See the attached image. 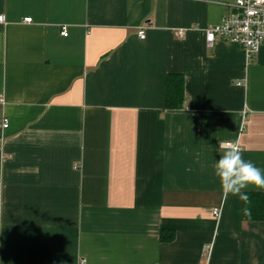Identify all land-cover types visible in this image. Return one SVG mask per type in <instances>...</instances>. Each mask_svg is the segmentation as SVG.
I'll use <instances>...</instances> for the list:
<instances>
[{
	"label": "crops",
	"instance_id": "1",
	"mask_svg": "<svg viewBox=\"0 0 264 264\" xmlns=\"http://www.w3.org/2000/svg\"><path fill=\"white\" fill-rule=\"evenodd\" d=\"M233 1L0 0V264H264L213 167L264 169V42L205 36Z\"/></svg>",
	"mask_w": 264,
	"mask_h": 264
},
{
	"label": "built area",
	"instance_id": "2",
	"mask_svg": "<svg viewBox=\"0 0 264 264\" xmlns=\"http://www.w3.org/2000/svg\"><path fill=\"white\" fill-rule=\"evenodd\" d=\"M4 21V15H1L0 22ZM25 21L31 22L32 18L28 17ZM61 34L68 36L66 26L61 27ZM139 35L144 38L145 30L141 29ZM205 36L209 46H213L219 39L241 44L246 60L250 61L258 54L264 42V0H234L229 4L228 14L219 23L205 29ZM8 125L5 119L3 127L7 128ZM221 210V207L214 208V215L219 218Z\"/></svg>",
	"mask_w": 264,
	"mask_h": 264
},
{
	"label": "clouds",
	"instance_id": "3",
	"mask_svg": "<svg viewBox=\"0 0 264 264\" xmlns=\"http://www.w3.org/2000/svg\"><path fill=\"white\" fill-rule=\"evenodd\" d=\"M222 154L214 164V175L219 179L222 197L236 196L245 204L250 203V197L245 189L254 186L264 190V169L257 167L252 161L243 158L238 142H225L221 145ZM250 215L248 208L244 209Z\"/></svg>",
	"mask_w": 264,
	"mask_h": 264
},
{
	"label": "trees",
	"instance_id": "4",
	"mask_svg": "<svg viewBox=\"0 0 264 264\" xmlns=\"http://www.w3.org/2000/svg\"><path fill=\"white\" fill-rule=\"evenodd\" d=\"M185 77L182 73L171 72L166 76L165 109L177 110L185 105ZM250 197V203L242 201V217L245 220L264 221V192L246 191ZM250 210V215H246L244 209ZM175 233L162 231L161 240L171 241Z\"/></svg>",
	"mask_w": 264,
	"mask_h": 264
}]
</instances>
